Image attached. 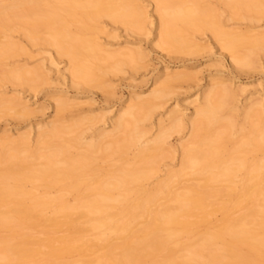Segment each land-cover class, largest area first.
<instances>
[{"label": "bare ground", "instance_id": "obj_1", "mask_svg": "<svg viewBox=\"0 0 264 264\" xmlns=\"http://www.w3.org/2000/svg\"><path fill=\"white\" fill-rule=\"evenodd\" d=\"M151 1L166 48L181 52L185 44L180 31L189 27L209 32L240 68L249 65V55H238L236 49L247 46L251 53L264 52V36L225 33L208 8L190 1ZM262 1L218 0L232 11L250 10L264 15ZM74 16L79 17L77 23L82 28L104 17L128 31L139 29L145 18L130 0L0 2V29L10 30L9 23L21 22L19 29L27 39L35 38L42 30L54 32H50L47 45L68 61L70 76L76 82L90 81L93 70L101 71L91 62L118 66L133 64L137 59L135 52H104L94 41L73 36L66 24ZM15 47L0 43V66L16 53ZM32 75L18 68L1 76L29 82ZM165 77L149 99L133 98L118 113L111 132L98 134L83 144L80 135L73 140L64 138L79 129L81 124L76 122L69 127L50 123L40 128L29 158L16 156V152L27 150L25 135L1 140L0 163L7 166L0 171V264H264V159L258 157L264 154V105L259 100L250 101L240 118L234 110L225 115V106L235 93L224 84L212 85L202 93L201 102L193 106L192 118L186 122L190 141L177 148L178 171L167 173L165 180L151 190H142L140 184L149 178L170 132H178L182 124L183 118L173 113L167 127L160 124L156 136L142 143L146 133L141 124L150 117L155 101L167 95L170 84L184 79L181 74ZM11 107L18 113L25 110L14 100L0 99V108ZM65 108L64 101L57 102V112ZM236 126L242 138L225 151L221 141L230 142L229 132ZM71 147L81 151L76 158L68 156ZM131 150L135 154L127 165L126 154ZM95 155L102 160L116 156L120 165H108L103 174L99 167L93 175L89 170ZM34 157L45 162L33 168L29 161ZM187 176H200L202 183L198 180L201 184L174 192L176 183ZM28 184L31 188L25 190ZM53 189L59 191L56 197L49 195ZM68 196L74 197L71 205L65 200ZM161 200L165 202L162 205L158 204ZM45 212L50 216L42 218ZM217 213L221 219L216 225L204 228ZM137 221H141L138 226ZM82 225H88L90 231L109 232L119 243H113L105 234L98 240L83 236L75 239V234H83ZM202 227L198 235L193 233ZM99 251L103 253L98 255ZM72 255H77L78 261L68 262Z\"/></svg>", "mask_w": 264, "mask_h": 264}, {"label": "rangeland", "instance_id": "obj_2", "mask_svg": "<svg viewBox=\"0 0 264 264\" xmlns=\"http://www.w3.org/2000/svg\"><path fill=\"white\" fill-rule=\"evenodd\" d=\"M1 1L10 3L13 0ZM130 1L139 6L145 16L142 26L137 30L128 31L125 27L104 17L91 22L85 28L77 23L80 21L78 16L68 20L66 27L73 36L94 41L104 52L128 50L138 54L137 59L130 65L116 66V63H112L107 66L99 62H91L92 67L100 66L101 71L93 70L94 77L90 81L73 80L70 76L68 61L47 45L52 31L42 30L36 34L35 38L27 39L24 32L19 29L21 22L9 23L10 30L0 29V43L16 46V53L3 60L0 66V99L14 100L15 104L25 106V110L21 113L13 111V107L0 108V143L7 137L16 139L25 135L27 150L24 153L16 152L17 157L19 155V158L30 157V152L35 148L38 130L50 123L57 127L73 126L75 122L81 124L74 134L64 136L66 139L73 140L74 136L80 135L81 144L92 140L98 134L111 132L112 122L122 109L132 103L133 98L149 99L151 92L158 90L163 84L166 74H181L184 76L183 81L169 85L167 95L155 101L156 106L150 117L141 124L146 133L142 139L144 143L156 136L160 124L167 127V119L171 114H178L183 118L180 130L170 132L166 139L161 156L155 159L149 178L140 184L142 190H151L157 183L165 180L167 173L178 171L180 153L177 148L190 141L186 122L192 118L193 106L201 102L202 93L212 85L224 84L235 93L234 98L225 106V115L234 110L235 116L240 118L243 108L250 101L259 100L264 105V52L256 50L251 53L249 47H239L236 49L238 55H249V65L240 68L232 62L229 52L223 49L209 32L189 27L180 31V38L185 44L181 52H177L175 48H166L159 36L155 4L151 0ZM180 1L194 2L202 8H208L211 15L216 18L220 29L225 33L264 36V15L250 10L232 11L223 7L218 0ZM262 7H264V1H262ZM18 68H24L33 73L29 82L10 81L1 76L5 71ZM113 68L116 69L113 70ZM59 101H64L66 107L61 112L56 111V104ZM84 119H88L89 123ZM238 130L239 126H236L229 132L230 142L221 141L225 151L230 150L242 138V135L237 134ZM117 136L121 137V134L118 133ZM60 142V139L57 140V143ZM80 152L78 147H71L68 156L76 158ZM134 154V150L127 152V165L132 162ZM258 157L264 159V154ZM93 158L95 161L89 170L93 175H97L99 167L102 168L101 174H103L109 166L120 165L116 156L106 160L99 159V155ZM248 158L250 160V157ZM31 159L33 160L29 159V164L33 168L45 162L39 157ZM6 166L0 163V171L1 167L5 169ZM239 175H237V182ZM182 178L183 180L180 179L182 183L178 181L173 191L179 192L187 185L195 186L202 183L200 176H197V179L196 176ZM30 188L29 184L25 185V190ZM38 191L42 193L40 189ZM39 192L35 194H40ZM58 193V189H53L49 195L56 197ZM127 197L131 198V196ZM65 200L68 205H71L74 197L68 196ZM163 203H165L164 200H161L158 204ZM166 205L173 206L172 203ZM41 215L44 216L42 218L50 216L49 212L41 213ZM220 219L221 214L217 213L204 228L214 227ZM139 222L141 223V221L136 222V226L140 224ZM79 223L83 224L84 221ZM84 225H82L85 229L83 234H75V239H81L80 236H83L82 239L98 240L105 234L107 238L109 236L110 240L114 241L113 243H119L115 235L100 229L90 231L88 225ZM131 226L134 227V225ZM202 231L203 227L194 230L193 233L198 235ZM102 253L99 251L98 255ZM67 259L68 262H76L78 256L72 255Z\"/></svg>", "mask_w": 264, "mask_h": 264}]
</instances>
